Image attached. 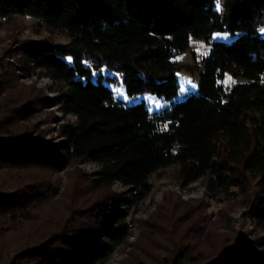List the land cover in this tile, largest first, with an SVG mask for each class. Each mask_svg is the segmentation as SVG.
Masks as SVG:
<instances>
[{
    "label": "trees",
    "instance_id": "16d2710c",
    "mask_svg": "<svg viewBox=\"0 0 264 264\" xmlns=\"http://www.w3.org/2000/svg\"><path fill=\"white\" fill-rule=\"evenodd\" d=\"M18 14L69 38L28 40L20 53L24 70L62 85L57 104L75 120L59 125L61 140L50 150L8 131L0 137V166L53 171L72 160L92 162L99 166L93 188L119 182L128 195L113 208L91 206L84 227L26 248L10 264H103L128 237V209L151 191L149 176L172 165L184 185L204 178L212 194L241 189L247 175H257L248 213L264 230V0H0V19ZM215 31L235 38L212 43L197 66V88L182 100L150 111L144 101L115 98L106 84L115 79L102 68L120 76L130 95L171 100L179 90L175 57L190 36L208 39ZM226 73L242 81L227 90ZM32 185L0 192V222L1 215L22 216ZM257 247L264 237L238 242L211 264H264Z\"/></svg>",
    "mask_w": 264,
    "mask_h": 264
},
{
    "label": "rangeland",
    "instance_id": "374dc122",
    "mask_svg": "<svg viewBox=\"0 0 264 264\" xmlns=\"http://www.w3.org/2000/svg\"><path fill=\"white\" fill-rule=\"evenodd\" d=\"M261 29L264 33V25ZM234 38L220 31L208 39L190 36L188 47L175 57L179 90L171 100L148 91L130 95L114 71H101L114 77L106 84L115 98L126 104L144 101L150 111L158 110L184 99L197 88V66L214 41L230 42ZM28 40L69 42L65 33L38 25L31 16L18 14L0 19V137L7 136L8 131L13 137L26 134L50 150L61 140L59 125L75 117L59 109L60 83L42 71L27 72L22 68L20 45ZM239 81L242 79L226 73L221 83L228 90ZM98 167L83 160H72L53 171L0 166L1 193H13L23 185L33 184L28 189L30 196L20 202L29 206L21 217L20 213L16 218L1 215L0 264H10L17 253L40 246L54 235L84 227L89 223L91 206L113 208L127 197L128 187L119 182L103 189L90 185ZM257 181L258 176L250 174L243 188L212 194L206 191L204 178L184 185L176 166L157 170L149 176V194L128 209V237L103 264H172L177 259L180 264H211L238 242L264 237V230L254 225L248 213L258 191ZM38 185L42 186L40 194L35 192ZM256 249L264 252V247Z\"/></svg>",
    "mask_w": 264,
    "mask_h": 264
},
{
    "label": "snow or ice",
    "instance_id": "6c2138e0",
    "mask_svg": "<svg viewBox=\"0 0 264 264\" xmlns=\"http://www.w3.org/2000/svg\"><path fill=\"white\" fill-rule=\"evenodd\" d=\"M69 59H71V58H69ZM191 83V82H190ZM181 91H183V89H181Z\"/></svg>",
    "mask_w": 264,
    "mask_h": 264
}]
</instances>
